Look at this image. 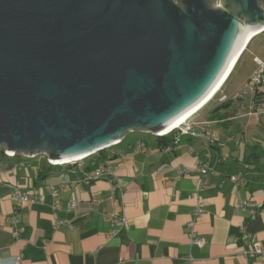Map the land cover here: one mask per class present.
I'll list each match as a JSON object with an SVG mask.
<instances>
[{
	"label": "water",
	"instance_id": "obj_1",
	"mask_svg": "<svg viewBox=\"0 0 264 264\" xmlns=\"http://www.w3.org/2000/svg\"><path fill=\"white\" fill-rule=\"evenodd\" d=\"M209 1L0 0V148L77 159L175 126L264 26V0Z\"/></svg>",
	"mask_w": 264,
	"mask_h": 264
},
{
	"label": "crops",
	"instance_id": "obj_2",
	"mask_svg": "<svg viewBox=\"0 0 264 264\" xmlns=\"http://www.w3.org/2000/svg\"><path fill=\"white\" fill-rule=\"evenodd\" d=\"M230 122H190L212 143L182 135L175 144L176 134L161 140L130 132L103 153L117 166L113 174L90 185L82 178L95 168L91 160L83 168H63L48 165L43 153L8 158L0 150V264L15 257L19 264H264V254L243 257L237 242L246 231L264 250V165L258 153L257 164L222 154L210 127ZM205 165L201 175L197 168ZM183 170L188 175L180 176ZM14 190L42 200L14 201ZM199 204L203 212L195 219ZM113 217L122 228L109 237ZM191 221L205 240L202 247L191 243Z\"/></svg>",
	"mask_w": 264,
	"mask_h": 264
},
{
	"label": "rangeland",
	"instance_id": "obj_3",
	"mask_svg": "<svg viewBox=\"0 0 264 264\" xmlns=\"http://www.w3.org/2000/svg\"><path fill=\"white\" fill-rule=\"evenodd\" d=\"M219 2L220 0H211L208 4L210 8L217 7L220 6ZM245 48L246 51L234 66V70L222 89L202 110L195 113L191 118L201 119L204 122L211 119L212 114L210 112L213 109H221L219 110L220 117H215V119L222 118L221 120L231 121L230 125L224 126L223 123L226 122H223L213 127L207 126L212 128L213 132L219 136L222 154L224 156L228 155L229 161L234 160L236 157L238 162L247 156L252 163L257 164L254 158L256 156H253V154L258 153V157L260 156L259 162L264 165V114L250 115V113H253L254 104L252 102L253 91L249 84V78L256 69V58L264 59V31L257 36L255 35ZM137 133L143 135L140 131ZM148 135L157 137L154 134ZM109 150L110 148L105 149V151Z\"/></svg>",
	"mask_w": 264,
	"mask_h": 264
},
{
	"label": "built area",
	"instance_id": "obj_4",
	"mask_svg": "<svg viewBox=\"0 0 264 264\" xmlns=\"http://www.w3.org/2000/svg\"><path fill=\"white\" fill-rule=\"evenodd\" d=\"M262 31H264V27H262L256 34L258 35ZM256 64H257L256 69L249 78V84L252 87L253 97L256 93L260 94L259 98L255 101V103L254 101H252L254 104V110H253V113H250V115H255V116L257 114H264V59L256 58ZM191 119L189 118L186 122L182 123L178 127L170 131H167L163 134H159V135L155 133H150V134H154L160 138L170 136L171 134H176V136L173 137V142L175 144L178 143L179 137L182 135L204 139L206 142H210V143L214 142V140H211L210 137H208L207 135H204L201 131H196L194 129V124L190 123ZM124 137L125 136L119 139H116L111 145L103 149H100L99 151H96L94 153L85 155L81 158L74 159V160H56V159H51L50 157L47 156L48 157L47 163L48 165L55 166V167L68 166V167H74V168H83L85 161L90 160L91 157L94 158L96 155H99L105 149L110 148L111 150L114 147L118 146L122 142ZM143 147H144L143 143L138 144V148L141 149ZM0 150H2V154L5 157L11 158L15 156V153L7 151L4 148H0ZM36 155L37 154H33L28 157L33 158ZM109 161H110V158H106L103 161H99L95 163V168L91 172L84 173L83 178H82V183H84L85 185H90L92 182L98 179H101L105 176H111L113 172L116 170L117 166L114 163H111ZM207 171H208L207 165L200 166L199 168H197V172H199L201 175H206ZM182 175L183 176L188 175V171L186 170L180 171V176ZM230 179L233 182H236L238 181V176H231ZM203 189H204V186H201L199 187L198 190L201 192ZM49 193L53 197H56L57 195V191L53 188H50ZM11 199L14 201H24V202H29L33 204V203H36L42 200V196L40 195L34 198H30L26 194H22L19 190H14V192L11 195ZM244 206L245 204L243 203L242 207ZM258 208H261V206H258ZM202 212L203 210H202L201 204H199L196 212L194 213L195 219L200 217L202 215ZM111 224L113 225V230L109 234V237L117 236L120 233V230L122 228V220L116 217H113L111 220ZM192 226H193V221L188 223V228L191 230V232L189 233L191 243L193 245L202 247L205 243V240L203 238L196 237L194 231H192ZM14 235L16 236V234ZM237 242L244 245V249H242L241 251L243 257L254 258V257H258L264 254L262 244L255 238V236L252 233L241 231ZM187 261L189 263H192V259L190 257L187 258ZM10 264H19V258L18 257L13 258Z\"/></svg>",
	"mask_w": 264,
	"mask_h": 264
},
{
	"label": "bare ground",
	"instance_id": "obj_5",
	"mask_svg": "<svg viewBox=\"0 0 264 264\" xmlns=\"http://www.w3.org/2000/svg\"><path fill=\"white\" fill-rule=\"evenodd\" d=\"M264 27V26H263ZM261 29V28H260ZM257 31V30H256ZM256 31L251 32L248 36L246 41L244 42V44L241 46V48L239 49L235 59L233 60L231 66L229 67V69L227 70V72L225 73L224 77L222 78V80L220 81V83L218 84V86L215 88V90L210 94V96L198 107L196 108L194 111H192L190 114H188L185 118H183L181 121H179L175 126L169 128L168 130L162 132L161 134L170 131L176 127H178L179 125H181L182 123L186 122L189 118H191L193 115H195V113H197L198 111H200L203 107H205L214 97L215 95L220 91V89L223 87L224 83L226 82V80L228 79V77L230 76V74L232 73V71L234 70V66H236V64L238 63L240 56L243 54V52L245 51V47H247V44H249V42L252 40V38L257 35ZM256 32V33H255ZM83 157V156H82ZM81 158V157H79ZM66 160H74L71 158H63ZM76 159V158H75ZM78 159V158H77ZM58 160V159H57Z\"/></svg>",
	"mask_w": 264,
	"mask_h": 264
},
{
	"label": "trees",
	"instance_id": "obj_6",
	"mask_svg": "<svg viewBox=\"0 0 264 264\" xmlns=\"http://www.w3.org/2000/svg\"><path fill=\"white\" fill-rule=\"evenodd\" d=\"M259 96H260V94H258V93H256L255 95H254V98H253V101H254V103H255V101L259 98ZM256 105H257V103H256ZM219 110H221V109H219V108H215V109H213L211 112H210V114H212V117H210L211 119H215V117H220L219 116ZM222 118H219V120H221ZM165 138H167V137H162L161 138V140L162 139H165ZM160 139V138H159ZM103 153H106V151L104 150L103 152H101L100 154H99V157H97V155L94 157V158H90V160L92 161L93 160V163H97V162H99V161H103V159L105 160V158H104V154ZM254 155V154H253ZM107 158H111V157H107ZM64 167H68V166H63V168ZM241 174H239V176H240Z\"/></svg>",
	"mask_w": 264,
	"mask_h": 264
},
{
	"label": "flooded vegetation",
	"instance_id": "obj_7",
	"mask_svg": "<svg viewBox=\"0 0 264 264\" xmlns=\"http://www.w3.org/2000/svg\"><path fill=\"white\" fill-rule=\"evenodd\" d=\"M217 7H218V9H224V8H221L220 6H217ZM262 32H263V31H262ZM262 32H260V33H262ZM245 51H246V49H245ZM245 51H244V52H245ZM244 52H243V53H244ZM242 55H243V54H242Z\"/></svg>",
	"mask_w": 264,
	"mask_h": 264
},
{
	"label": "clouds",
	"instance_id": "obj_8",
	"mask_svg": "<svg viewBox=\"0 0 264 264\" xmlns=\"http://www.w3.org/2000/svg\"><path fill=\"white\" fill-rule=\"evenodd\" d=\"M203 109V108H202ZM199 112V111H198Z\"/></svg>",
	"mask_w": 264,
	"mask_h": 264
}]
</instances>
